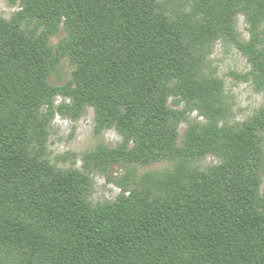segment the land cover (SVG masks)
Returning a JSON list of instances; mask_svg holds the SVG:
<instances>
[{
	"label": "trees",
	"instance_id": "16d2710c",
	"mask_svg": "<svg viewBox=\"0 0 264 264\" xmlns=\"http://www.w3.org/2000/svg\"><path fill=\"white\" fill-rule=\"evenodd\" d=\"M12 22L0 18V262L4 264H264V212L252 139L264 128V111L253 123L191 130L177 150L180 113L167 107L169 83L177 94L205 93L182 35L151 0H19ZM264 20V0H196L205 27L233 36L237 10ZM37 20L40 36L19 30ZM248 47L263 74L264 51L255 49V20ZM63 24L68 38L55 52L48 37ZM68 57L75 70L68 87L47 78ZM56 92L72 100L71 113L94 108L96 128L114 127L122 147L133 144L139 162L173 153L200 155L219 147L225 162L195 173L189 186L163 200L138 196L91 208L79 200L81 178L59 175L28 156L29 125ZM28 120H23L24 114ZM43 146L41 131L36 133ZM2 260V261H1Z\"/></svg>",
	"mask_w": 264,
	"mask_h": 264
},
{
	"label": "rangeland",
	"instance_id": "374dc122",
	"mask_svg": "<svg viewBox=\"0 0 264 264\" xmlns=\"http://www.w3.org/2000/svg\"><path fill=\"white\" fill-rule=\"evenodd\" d=\"M155 14L162 16L169 26L181 21L185 32L182 40L197 65L196 80L205 89L203 95L188 97L177 94L169 83L167 107L180 113L176 124L175 147L182 149L191 130L203 131L210 125L221 129L255 122L264 111L263 74L254 67L248 47L252 39V18L255 20V49L264 51V20L254 11L238 9L233 21V36L205 27L204 19L194 11L196 0H151ZM23 11L19 0H0V18L12 22ZM19 30L27 36H40L43 31L37 20L25 18ZM63 24L48 37L47 45L55 52L66 41ZM262 63L263 58L258 57ZM75 64L62 58L47 78L55 89L69 86ZM72 100L56 92L49 105H42L33 115L29 127L27 154L40 159L59 175L75 174L82 180L79 200L96 208L117 202L120 198L138 196L148 202L165 199L176 187H187L195 173H206L226 161L228 149L219 147L192 156L178 152L158 160L139 162L133 159V144L122 147L123 137L114 127L96 128L94 108L86 106L73 116ZM29 114L23 115L28 120ZM41 131L43 146L36 133ZM259 176L258 198L264 212V128L252 139ZM2 261V260H1ZM5 262H0L4 264Z\"/></svg>",
	"mask_w": 264,
	"mask_h": 264
}]
</instances>
